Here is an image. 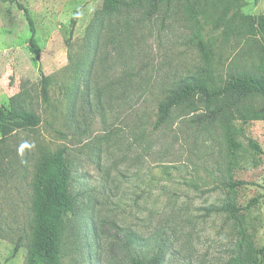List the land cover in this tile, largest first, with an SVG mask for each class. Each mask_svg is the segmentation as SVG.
I'll return each mask as SVG.
<instances>
[{"label": "rangeland", "instance_id": "obj_1", "mask_svg": "<svg viewBox=\"0 0 264 264\" xmlns=\"http://www.w3.org/2000/svg\"><path fill=\"white\" fill-rule=\"evenodd\" d=\"M17 3L34 22L39 57ZM102 4L0 0V105L40 119L0 121V264H37L34 183L42 156L59 148L73 203L59 264H256L264 152L248 142L264 151V119L242 118L247 109L264 117V97L194 96L155 121L159 103L191 77L211 88L232 72L264 75V0Z\"/></svg>", "mask_w": 264, "mask_h": 264}, {"label": "trees", "instance_id": "obj_2", "mask_svg": "<svg viewBox=\"0 0 264 264\" xmlns=\"http://www.w3.org/2000/svg\"><path fill=\"white\" fill-rule=\"evenodd\" d=\"M15 1V0H11ZM164 0H152L153 4H158ZM117 0H103L102 9L111 12L116 9ZM23 10L24 16L28 22L30 37L28 39L30 50L37 56H40V49L35 39V26L26 7L17 3ZM76 17L73 18L74 24ZM258 29L264 32V15L256 18ZM206 64L211 65L208 57V50H205ZM209 72L210 69L208 68ZM229 84L225 87L209 88L204 80L191 77L178 88L172 90L163 103L157 106L159 114L155 125H159L168 115L169 110L185 101L186 99L198 96L204 102L211 99H219L224 93L237 91L243 97L258 95L264 97V75L240 71L229 74ZM48 77L42 73L41 89L43 96L47 98ZM18 116L27 125L36 126L40 119L35 114L26 110H19L17 113L7 110L0 105V121H5ZM251 119H264L262 115L249 109L243 116V122ZM232 148L241 150L243 144L236 141L235 137L231 140ZM248 146L251 149L263 153L262 147L258 142L249 140ZM69 164L64 148H59L51 153L44 154L39 162V176L34 183V234L31 249L32 261L37 264H59L60 263V245L63 230L64 217L73 209V203L68 192L69 188ZM241 183V182H240ZM257 198L253 199L255 202ZM256 264H264V247L254 253ZM132 264H158L156 258L149 262H143L136 259Z\"/></svg>", "mask_w": 264, "mask_h": 264}]
</instances>
